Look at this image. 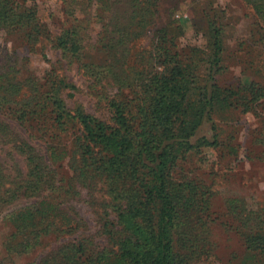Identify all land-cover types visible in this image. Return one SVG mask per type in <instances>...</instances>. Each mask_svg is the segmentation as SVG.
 <instances>
[{"label":"rangeland","instance_id":"obj_1","mask_svg":"<svg viewBox=\"0 0 264 264\" xmlns=\"http://www.w3.org/2000/svg\"><path fill=\"white\" fill-rule=\"evenodd\" d=\"M217 26L225 31L223 70L209 72ZM168 52L189 67L194 98L212 76L221 89L264 87V17L250 0H0V264H44L79 238L107 245L103 223L115 218L102 184L77 179L79 128L51 127L38 106L57 96L71 112L109 121L113 100H131L165 73L159 63ZM27 108L34 115L17 121L16 110ZM201 139L215 145L195 149L177 170L205 195L184 228L198 239L190 264H264L246 242L264 235V97L248 113L217 105L192 142ZM28 154L47 183L35 194L25 191L36 165ZM52 201L77 213L78 230L15 252L11 215Z\"/></svg>","mask_w":264,"mask_h":264},{"label":"trees","instance_id":"obj_2","mask_svg":"<svg viewBox=\"0 0 264 264\" xmlns=\"http://www.w3.org/2000/svg\"><path fill=\"white\" fill-rule=\"evenodd\" d=\"M250 1L264 17V0ZM223 33L218 26L214 29L209 72L223 70ZM73 47L78 49L75 43ZM180 63L177 54H164L160 69L166 67L164 71L169 73L154 75L144 92L127 102L113 100L108 106L109 121L80 109L71 112L57 96L46 98L49 106H38L50 118L51 127L63 129L73 121L79 128L77 179L89 187L102 184L109 198L105 205L115 218H106L103 223L107 245L79 238L59 247L44 264H190L194 252L188 251L198 239L187 235L184 228L192 209L205 195L198 184L179 177L177 170L195 149L215 145L206 139L197 143L192 139L217 105L248 113L264 97V87L250 83L239 90L221 89L212 76L208 79L211 84L198 88L194 98L196 86L191 88L193 81H189L194 79L186 74L189 67ZM28 109L16 110L14 118H31L35 111ZM28 155L29 162L36 164L35 157ZM52 156L59 163L61 157ZM43 172L42 165H34L25 187L27 193L35 194L47 184L42 182ZM73 191L71 186L67 194ZM11 216L15 252L37 247L48 234H72L81 225L77 213L62 202H41ZM246 242L249 250L264 255V235L248 237Z\"/></svg>","mask_w":264,"mask_h":264}]
</instances>
